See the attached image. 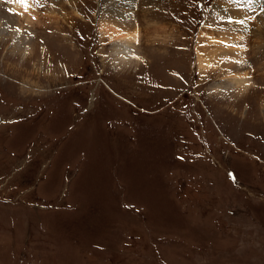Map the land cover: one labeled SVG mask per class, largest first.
Masks as SVG:
<instances>
[{
	"label": "rangeland",
	"instance_id": "374dc122",
	"mask_svg": "<svg viewBox=\"0 0 264 264\" xmlns=\"http://www.w3.org/2000/svg\"><path fill=\"white\" fill-rule=\"evenodd\" d=\"M50 1L29 20L0 3L32 30L27 53L0 42V264H264V0H135L148 64L127 72L101 66L100 0L65 8L74 34ZM213 10L246 27L240 70L197 66L230 32L205 29Z\"/></svg>",
	"mask_w": 264,
	"mask_h": 264
},
{
	"label": "bare ground",
	"instance_id": "6f19581e",
	"mask_svg": "<svg viewBox=\"0 0 264 264\" xmlns=\"http://www.w3.org/2000/svg\"><path fill=\"white\" fill-rule=\"evenodd\" d=\"M2 1L5 4H7V2H8V4L10 5V8H9L10 12L11 11L13 12V14H7L8 16L6 15L9 19L10 18L14 19L13 15L16 13L15 15L20 16L21 18L25 17L26 19L29 20V18H31L32 16L37 15L36 13L39 9V5H40L39 3L42 4L43 0H0V3H2ZM65 1L66 2H60V0L50 1V3H48L44 6L42 17L43 18L49 17L50 25H52V24H55V26L59 25V28L61 31L66 26V28H68L69 31L72 34H74L75 29H76L74 27L75 25L73 24V20H71L72 17L70 18L69 14L65 13V8L66 7L73 8L74 14L77 15L79 17V19L80 18L83 19L84 17L82 16L81 13H79L78 10H76V8H77L76 3L78 2V0H65ZM243 1L244 0H242L241 3H243ZM37 2H39V3L37 4ZM100 2H101V8L99 9L98 15H97L99 18L98 19L96 18L98 20V21L97 20L96 21L98 22V31H99V36H100L99 40H100V43H102V45L100 44L101 47L99 48V51H100L99 53H101V54H98L101 66L103 68H105V65H108L113 70H116L118 72H124V71L127 72L130 69L141 68V65L148 64V62L143 61V56H141L139 54L140 50L137 46L140 42L139 37L141 36L140 35L141 30H139V27H137L135 25V23L129 19L130 18L129 16L132 13L133 8L135 7L133 5V3L135 4V0H100ZM144 6H145V3H144ZM148 8H151V7L148 6L145 9V11H144L145 18H143V20H147V19L149 20V17H151V15H153L154 17H157L156 11H154L155 9L154 10L152 9L154 12H150L149 10H147ZM134 11H136V10H134ZM256 11H257V9H256ZM221 14H223V13H221ZM9 15H12V16H9ZM3 16L0 14V42H1V44H4V40H5L4 37H7L10 35L11 40H12V46L11 47H12V49H14V52L17 53V52L23 51V53H27L28 51H26V50L29 47L28 42L31 39L32 30L28 27H25V29H23L21 25L18 26L19 25L18 23H20L19 21H17L18 25H15V26H13L14 24L10 25L12 22H9V19L7 21V17L5 15H3ZM153 16H152V18H153ZM2 18L4 19V21L2 20ZM207 19H209V20H207ZM207 19H206V22L209 21V23L207 24L208 26L207 25L205 26L206 23H204L205 29L213 28L211 30H214V29H216V30H219V29L227 30V31H230L229 33H231V32L235 33V36H237V38L234 40L230 39L229 38L230 34L227 32H226L227 34H225L221 38H218V36L213 37L211 35V37H209L210 39H209V42L207 44H209L210 46H213V48H214V47L220 46L219 43L223 42L222 46L224 45L225 48L220 46L222 48V49L220 48V50H219L220 52H217L216 50H212V52H207L206 50L204 51V49L203 50L201 49L198 52V50H197L196 51L197 53H195V54H197L195 61L197 63L199 70L200 71L212 70L215 67V65L217 64V60L220 59L219 57L221 55H223L224 60H226V61L230 60V61H228L230 63L225 64V65H227V67H229L228 66L229 64H232L234 62L235 70H240L239 68L244 67V63H243V61H241V62L239 61L238 57H240V56H237V54H239L238 52H241V49H239V46H238V45H240V42L243 41V39L241 37V33L244 34V31H246V29H245L246 27H245V25H243L244 23H241L240 19L239 20L235 19L234 23L231 24V21H227L228 25H226L227 22L221 21L218 18L217 10L212 12V14L210 16L207 15ZM255 19H257L258 23L264 22V12L259 17H256ZM17 20H19V18ZM25 22H26V20H25ZM145 22H143V23H145ZM154 22H155V20H154ZM210 23H213V24L215 23L214 26H217V25H219V26L221 25V26L214 28L212 26V24H210ZM25 24H27V23H25ZM28 24H30V23H28ZM37 24H40V23H37ZM152 24L153 25L145 23L146 26H144L145 27L144 28V32H145L144 34L146 35V33H147V37H145L144 41L147 40V42H148L149 40H151L149 38V35L151 33L150 31H152L154 34L155 33L157 34L162 29L160 26H158L159 24H157V23H155V24L152 23ZM11 26H13L12 28H14L13 31H12V28H10ZM30 27H32V25ZM142 32H143V30H142ZM204 32L203 31L199 32V35L202 36ZM259 33L261 34L262 32L257 31V35H260ZM64 34L65 33H62V35H63L62 38H64L66 36ZM165 34H166V32H165ZM145 35H142V36L144 37ZM151 35H152V33H151ZM159 37H161V36H159ZM19 38L22 40V42L19 41L20 40ZM206 38H208V37H206ZM161 39H163V38H161ZM156 40L157 39H155V41ZM159 40L160 39H158L157 42H161V40L160 41ZM200 40H201V38H200ZM163 41L164 40H162V43H163ZM157 42H156V44H157ZM105 44H107V45H105ZM159 44H161V43H159ZM159 44L154 45L155 50L164 48L163 45H159ZM79 46H80L79 43L75 41L73 48L77 47V49H79ZM205 46H206V44H205ZM256 46L259 47L257 44H256ZM45 47H46V45H45ZM205 49H207V48H205ZM208 49H211V48H208ZM77 51H79V50H77ZM239 55H241V54H239ZM219 66H223V64H220ZM218 70L220 72H222L221 67H219ZM26 81H28V80H26ZM244 81L245 80H243V79H239V80H233L231 82L224 83V86H225L224 90H227V91H225L226 94H227V92L229 93V91L230 92L232 91V93L229 94L231 96H234V95L239 96L240 94H242L241 92L245 91L248 87V84H246ZM23 85H25V84H23ZM225 92H223V93H225ZM221 94H222V92H221ZM215 96H217V95H215ZM228 98H230V97H228Z\"/></svg>",
	"mask_w": 264,
	"mask_h": 264
}]
</instances>
